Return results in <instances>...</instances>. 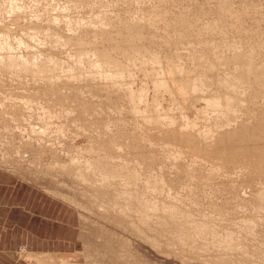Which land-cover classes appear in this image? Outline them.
Instances as JSON below:
<instances>
[{"label": "bare ground", "instance_id": "6f19581e", "mask_svg": "<svg viewBox=\"0 0 264 264\" xmlns=\"http://www.w3.org/2000/svg\"><path fill=\"white\" fill-rule=\"evenodd\" d=\"M55 1L58 7H60V9L56 13L52 14L54 10H56L55 7L57 5H54L52 10H50V8H45V11H42L43 9H41V7L39 6L40 0H33L34 4H31V2H29L28 0L27 1L12 0L10 2H8L7 0H0V13L2 9H5V14L3 15L0 14V79L8 75L17 76L19 80H21L22 77L26 79V76H29L28 79H30V81L27 80L29 82V86H25V80L16 81L13 78L18 84L17 86H15V91L13 92L11 91V93H9L10 95L9 94L5 95L6 99L2 100L1 98L0 100V107L2 108H5L9 111L13 109L14 110L21 109L22 111L21 113L24 119L23 122L20 120L22 115L21 116L12 115V113L10 112L8 114L10 116L9 121L11 123L12 122L16 123V125L12 128H11L12 124L10 127L8 126L10 130L9 129L5 131L0 130V143L4 142V146L5 145L9 146L11 149L14 150V152L11 150L13 152V155L12 157H10L9 155V157L13 159H17L18 160L17 165H20L18 158L19 155L22 159L24 158L23 160H26L28 162L30 161V163H32L31 157L35 156L34 154L35 152H33L32 150L31 152L29 150V147H31L32 144L34 145V147L38 146L39 149L37 151H39L38 153H40L41 155L38 154L37 156L41 157L40 159H42L43 155L46 154L53 155V161L52 159L49 160L50 163L47 166V170H51L52 172H56V173L64 172L68 174L70 177L74 176L75 179H77L79 182L88 184L91 190L93 191V193H95V195L102 197V198L97 197V199L101 198L104 200V198L109 197L110 200L108 199V201H110V204L103 203V205L105 206L104 208L105 209L110 208L115 210V212H117V216L120 215L121 217H124L128 215L131 212V210H135L139 213L138 220H141L144 226H147L150 223H159L163 226L166 222H168L166 219H172L175 220L176 222H179V224L183 226L188 224L187 226H189L191 230H193L194 234L197 235L198 237L200 236L203 239L206 238L211 240L212 238H214L215 240L213 243L217 247H220L221 249H224L229 253L230 252L233 253V251L239 250L240 247H238L237 245L238 242L236 243L233 234L227 233L224 238L217 239L212 229L209 227L210 225L208 226L206 224L209 221L202 222L200 221L202 219L200 218L198 219L197 217H196L197 219L194 218L195 216L193 217L192 210L191 213L190 212L188 213L187 210L183 209L182 204L183 202L185 203L186 200L188 201V199H191L192 198L191 195H194V192L191 191L195 187L193 186L192 188L191 186L192 185L191 182H193L192 175L194 174L192 169L193 165L195 167L200 166L202 168L204 166L203 163H209L211 165L210 168L208 166L209 171L211 172V174H215L220 170L222 166L219 165L220 163H225L226 165L227 162L228 164H230L229 163L230 160L232 161L236 160L237 162L238 159L241 160V162L245 165V167H247V170L248 169L251 171L256 170L259 172L262 171V174L264 172V64H260L255 59L253 52L251 50L253 47H251V49H246V48L237 49L235 47H231L230 50L231 52L228 53L226 52L224 53L221 49H215L213 50V52L209 50L210 56H206L203 53L205 52V50L202 52L200 50L195 49L192 52L191 51L189 52V57L188 55H186V61H182L181 58L183 59L184 56L183 55L181 56V53L177 52L179 54L177 55L178 58L171 56L169 57L167 55L164 56V53L163 55H161L162 52L161 53L157 52L159 50H157L156 52L149 51L148 49L149 47L147 48L145 42H143V40L148 42L152 41L149 35L154 34L153 29L156 26L155 24L163 20V18H165L166 15L163 16L162 18V16H160L159 14L154 13L155 15L153 17H149L147 15L142 17L139 15L140 18L138 19L129 18L126 20H115V17L112 18L110 16L111 13L110 8L107 6H103L101 8L99 7L100 9L95 11V13L91 15L88 18V20L80 19L79 21L72 22L71 19L67 21L66 17L63 16L62 14L63 12L68 11V9L71 8V5L68 4L67 6H63V5L61 6L59 3L60 0H55ZM227 3L229 2L228 1L225 2V4ZM222 4H224V2ZM76 5H80V4H76ZM161 6L164 7V5ZM162 7H160L159 9L160 12L161 9H163ZM241 7L243 9V6ZM217 10L219 11V9ZM133 11L135 10L133 9ZM212 11H214V9ZM173 13L174 12H172V15ZM209 13L210 12H208V15ZM241 14L242 13H240V17L242 16ZM150 15L152 16V14ZM189 15L191 14L188 13V16ZM208 15L206 16L208 17ZM213 15L214 14H212V17ZM186 16L185 18H187ZM224 16L225 14L223 15V17ZM170 17L172 16L170 15ZM201 17L203 16L201 15ZM176 18L178 20V17ZM190 19L191 18L188 17V20ZM44 20L48 21L49 27H42L41 24L39 25L41 21L45 22ZM62 25L63 26L65 25V27L67 28L69 27L70 29L69 36L68 34H63L64 32L62 33L59 30ZM196 25L199 27L200 24H196ZM236 25L234 24L235 27ZM73 26L74 27L77 26L76 29L73 28ZM90 26L94 28L97 27L99 28V32L97 31V33L99 34V35L97 34V39H94L95 37L89 39L90 38L89 35H87L88 38L82 35L83 33L81 32L80 29H82L83 27H90ZM116 26L119 27L117 28V34L128 36L130 38H126L124 45L123 44L120 45L121 44L120 42H118V44H115L114 42V44L112 45L113 50L111 51L110 48L108 49V47L106 46L108 43L105 45L106 46L105 47L101 40L103 37L107 36L106 33H108L107 32L108 30L112 29L113 27L116 28ZM219 26L217 25V27ZM185 27L183 28L185 29ZM232 27L233 26H231V28H228V30L229 29L233 30ZM77 30L82 33L81 34L82 36L80 35V33L78 34ZM191 30L192 29H190V31ZM20 32H23L24 35L26 34L30 37L33 36L31 37L32 39L38 38L36 39L38 43L36 45L32 44L31 42L26 40V37L23 38V34L21 35ZM110 32L111 31H109V33ZM212 34L214 35V33ZM233 34L235 35L234 32ZM177 35L178 34H176V36ZM187 35L188 36H185V39L186 37H188L189 39V34ZM191 35L192 37L194 36L193 34ZM98 36L101 37L98 39ZM47 39H49L52 43L50 45V48L46 41ZM104 39L106 40V38H103V40ZM111 40L112 39L110 38V41ZM122 40H124V38ZM170 40L171 37L170 39L166 38V42L171 45ZM197 40L199 41L201 39L198 38ZM221 40L222 39H220V41ZM186 42L188 43L187 40ZM213 43H215V41ZM216 44L218 45V43ZM147 45L149 44L147 43ZM156 46L158 45L156 44ZM168 46H166L165 48L167 49ZM59 48L68 51L69 53L68 60H64L65 58H62L57 52H55L57 51L55 49H59ZM182 48L184 49L183 46ZM150 49L152 48L150 47ZM207 49L209 48L207 47ZM115 52L120 57L116 56ZM131 59H133V61ZM130 62H133V64L132 63H131L132 65L129 64ZM137 73L143 75V77L141 78L140 87H135V84L138 81ZM148 82L152 83L153 89L156 91L155 92L156 95L153 98L152 102L149 101L150 98L148 99L149 94L146 89L149 87ZM11 85L9 89L12 88ZM84 85L85 87L88 88V91L86 92H89L91 99L97 101L93 105L92 102L88 100H87L88 103L82 102L85 96L83 95V97H81L82 94H79L78 91L81 92V90H83ZM66 87L68 88L67 91H69V93L73 95L74 92L77 91L76 93L79 94V96L75 94H74L75 97L72 95L68 97L64 96L65 92L63 93L62 90L65 89ZM164 98L167 99L169 105L171 106L170 109L168 110H166L164 108L165 106L162 105V100H164ZM75 101L77 102L76 104L74 103ZM99 102L100 103L102 102L100 106L95 105ZM259 103L262 104L258 108ZM183 120L184 123L182 122ZM18 129L20 130L19 132ZM25 135L28 137V139L26 140H25L26 138ZM81 136L88 137V142L86 144L77 145V140ZM36 143H38V145H36ZM61 152H63V154L65 153L66 155L64 156H66V158L68 159H66ZM16 153L19 154L18 157L15 156ZM6 156L8 157V155ZM8 158H5V163L9 162L10 159ZM187 158L191 160V164H189V166L191 165V167L187 169L186 168L187 164H186L185 168L187 169V173L189 174V176L192 178V181L190 182L188 180L190 182V183L188 182L189 183L188 185H185V183L184 185H182L180 189L182 191V192L180 191L181 193L177 194V192L175 191L176 193L173 194L171 189L172 186L169 185L170 179H168L167 177V173L172 174V172L170 171L167 172L164 167L165 166L167 167L166 163H169L172 166L175 165L176 168L183 167L184 163L186 161L188 162ZM241 162L239 161V164H242ZM36 164L37 163H35L34 166H36ZM157 165L160 166L159 170L156 169ZM37 170L40 171V169L38 168ZM47 170L45 172L44 171L42 172L46 173ZM145 170L148 173V176H144L143 173H145L144 172ZM55 175L57 176V174ZM63 175L64 174H62V176ZM213 176L214 175H211V177L210 176L207 177L212 181ZM226 178L228 179V177ZM254 179L252 177V180ZM258 182L260 183V181ZM232 183L234 184V182ZM226 186L229 187L228 185ZM142 187L143 190H141ZM200 187L198 188L202 189ZM218 188L220 189V187ZM196 191L198 192V190ZM48 192H50V194H54V196H57V198L55 197L56 199H58L59 197L60 199L68 202L70 205L72 206L74 205L77 208L79 207V204L76 202L77 200L75 201V197L73 199L71 197L70 199V197L68 198L66 194H63L64 192L55 193L53 191L51 192L50 190H48ZM203 193L206 194V191L204 192L203 190ZM163 194L169 195L172 198L171 202L166 203L165 201H167V199L164 202H161V200L158 198ZM248 197L250 198V195ZM258 197L259 198L262 197L264 200V189H261L259 191ZM196 198L193 200L194 204L197 203L198 199ZM212 199L210 201H212ZM229 200L227 199L228 202ZM249 201L247 199V202ZM212 202L210 203L212 204ZM251 202H253V200ZM217 204L220 203L218 202ZM242 204L244 205V203ZM187 206H189V204ZM202 207L204 208V206ZM246 209H247V205H246ZM199 210L201 215L202 213L201 211H204L205 208L202 210L200 208ZM109 212L111 214V211ZM215 212L214 214L216 215ZM131 213H133V211ZM79 215L81 217V214ZM111 216L114 215L111 214ZM111 216L110 218H112ZM162 216L165 217L166 219L163 218ZM263 216L264 215H262V217ZM213 217L214 216H212L211 219H213ZM229 219L231 218L229 217ZM251 219H253V217H251ZM120 220L122 221V219ZM138 223H140V221ZM229 223L231 224V222ZM220 225L223 224L220 223ZM216 228L217 227H215V229ZM134 229L136 230V232L141 233L140 232L141 230L138 229V226L135 225ZM177 229L179 230V228H176V230ZM235 232L237 234L238 230L237 231L235 230L234 233ZM145 234L147 235V233ZM140 236L141 235H139V237ZM149 236H151V234ZM157 243L159 245V242ZM96 249L98 250V247ZM175 253L173 254L175 255ZM84 254L87 260V254L85 252ZM46 256L55 258L53 255H46ZM46 256H41V255H37L36 253H31V254H27L24 257L28 261H30V259L35 261V263L32 264H50V262L49 263L45 262L46 261L45 259L44 260L41 259ZM242 257L245 258L243 254ZM58 259L60 258L58 257ZM69 261L72 262L73 264H79L76 262V260L74 261L69 260ZM65 264H70V263L65 262Z\"/></svg>", "mask_w": 264, "mask_h": 264}, {"label": "rangeland", "instance_id": "374dc122", "mask_svg": "<svg viewBox=\"0 0 264 264\" xmlns=\"http://www.w3.org/2000/svg\"><path fill=\"white\" fill-rule=\"evenodd\" d=\"M8 2L12 1V0H7ZM27 1V0H26ZM29 2H31V4L33 3V0H28ZM49 1V2H48ZM68 1V2H67ZM101 1V2H100ZM134 1V2H133ZM141 1V2H140ZM151 1V2H150ZM60 0L59 3L62 6H67L68 4L71 5V8L68 9V11L63 12V16L66 17L67 21L71 19V21H79L80 19H86L88 20V18L93 15L95 13V11H97L98 9H100L103 6H107L110 8V16L113 18L115 17V20H126V19H138L140 18V16H149V17H153L155 14L157 13L160 16H165V18H163V20H161L159 23L155 24V28L153 29V35H149V37H151L152 41L148 42V41H144L147 48L149 49V51H157L158 53H161V55L164 56H171V57H176L178 58L177 55H179L178 53H181V56L183 55L184 58L182 59L181 56V60L182 61H186V55H188L189 57V52L197 49L200 51H204L203 52L206 56H210V52L209 50H211V52H213V50L215 49H221L224 53H228L231 52V47H235L237 49H242V48H246V49H251V47H253L251 50L253 52V55L255 57V59L257 60V62H259L260 64H264V0ZM195 1V2H194ZM219 1V2H218ZM231 2L230 4L227 3L225 4V2ZM242 1V2H241ZM23 2V1H22ZM65 2V3H64ZM71 2V3H70ZM90 2V3H89ZM128 2V3H125ZM131 2V3H130ZM137 2V3H136ZM210 2V4H209ZM218 2V3H215ZM224 2V4H222ZM242 4H241V3ZM55 3V4H54ZM82 3V4H81ZM104 3V4H103ZM156 3V4H155ZM246 5H244V4ZM248 3V4H247ZM75 6H74V5ZM76 4H80V5H76ZM113 4V6H112ZM149 4V5H148ZM167 4V5H166ZM216 4V5H215ZM220 4V5H219ZM45 5V6H44ZM54 5L56 4L55 0H40V7L41 9H43L42 11H45V8H50V10L53 9ZM161 5H164V7H162ZM189 5V6H188ZM225 5V6H224ZM78 6V8H77ZM81 6V9H80ZM86 6V7H85ZM134 6V7H133ZM143 6V7H142ZM193 6V7H192ZM212 6V7H211ZM220 8H219V7ZM222 6V9H221ZM228 6V7H226ZM243 6V9L242 7ZM84 10H83V8ZM100 7V8H99ZM116 7V8H115ZM136 7V8H135ZM146 7V8H145ZM160 7H162L163 9H161V12L159 11ZM190 7V9H189ZM208 7V8H207ZM216 7V8H214ZM224 7V8H223ZM233 7V8H231ZM87 8V9H86ZM122 8V9H121ZM129 8V10H128ZM156 8V9H155ZM182 8V9H181ZM186 8V9H185ZM211 8V9H210ZM56 10H54V13H56L60 7H58V5L55 7ZM75 13H74V10ZM133 9L135 11H133ZM140 9V11H139ZM155 9V10H154ZM185 9V10H184ZM192 9V10H191ZM210 9V10H209ZM214 9V11H212ZM216 9V11H215ZM219 9V11L217 10ZM234 9V11H233ZM93 10V11H92ZM115 10V11H114ZM121 10V11H120ZM132 10V12H131ZM145 10V11H144ZM153 10V12H152ZM166 10V11H165ZM180 10V11H179ZM187 10V12H186ZM203 10V11H201ZM207 10V11H206ZM232 10V11H231ZM71 11V12H70ZM84 13H83V12ZM87 11V12H86ZM156 11V12H155ZM168 11V12H167ZM193 11V12H192ZM195 11V12H194ZM225 11V12H224ZM242 11V12H241ZM80 12V13H79ZM86 12V13H85ZM124 12V13H123ZM135 12V13H134ZM172 12L173 15H172ZM182 12V14H181ZM201 12V13H200ZM207 12V13H206ZM208 12L209 15H208ZM217 12V13H216ZM232 12V13H231ZM237 12V13H235ZM242 13L241 17H240V13ZM65 13V14H64ZM120 13V15H119ZM133 13V14H132ZM143 13V14H142ZM163 13V14H162ZM177 13V16H176ZM187 16H186V14ZM188 13L191 14L188 16ZM196 13V14H195ZM199 13V14H198ZM204 13V14H203ZM206 13V14H205ZM216 13V14H215ZM230 15H229V14ZM234 13V14H233ZM0 14H5V9L1 10ZM80 14V15H79ZM85 14V15H84ZM122 14V15H121ZM125 16H124V15ZM132 14V15H130ZM152 14V16L150 15ZM162 14V15H161ZM173 17H170V15ZM212 14L213 17H212ZM225 14V16L223 17V15ZM236 14V15H235ZM70 15V16H69ZM75 15V16H74ZM78 15V17H77ZM138 15V16H137ZM140 15V16H139ZM178 17L177 18L175 17ZM180 17H179V16ZM187 18H185V16ZM194 15V16H192ZM198 15V16H195ZM200 15V16H199ZM201 15L203 17H201ZM208 15V17L206 16ZM219 15V16H218ZM233 17H232V16ZM235 15V16H234ZM259 15V16H258ZM124 16V17H123ZM216 16V17H215ZM258 16V17H257ZM85 17V18H84ZM135 17V18H134ZM182 17V18H181ZM188 17L191 18L190 20H188ZM207 17V18H205ZM213 19H212V18ZM236 17V18H235ZM244 17V18H243ZM124 18V19H123ZM169 18V19H168ZM172 18V19H171ZM198 18V19H197ZM205 18V19H204ZM210 18V19H209ZM217 18V19H216ZM221 18V19H220ZM228 18V20H227ZM242 18V19H241ZM253 18V19H252ZM174 19V20H173ZM182 19V20H181ZM185 19V20H184ZM200 19V20H199ZM212 19V20H211ZM226 22H225V20ZM241 19V20H240ZM170 20V21H169ZM177 20V21H176ZM188 20V22H187ZM210 20V21H209ZM218 20V22H217ZM240 20V22H239ZM257 20V21H256ZM45 22L39 23V25L41 24L42 27H49L48 25V21L44 20ZM180 21V22H179ZM193 21V22H192ZM198 23H197V22ZM209 21V22H208ZM235 21V22H234ZM243 21V22H242ZM162 22V23H161ZM173 22V24H172ZM186 24H184V23ZM187 22V23H186ZM190 22V23H189ZM203 22V23H202ZM234 22V23H233ZM242 22V24H241ZM256 22V23H255ZM166 25H165V24ZM169 23V25H168ZM173 27H172V25ZM183 23V24H182ZM195 23V24H194ZM202 23V25H201ZM211 23V24H209ZM230 23V25H229ZM237 23V25H236ZM189 24V25H187ZM196 24H200L199 28ZM234 24L236 25V27L234 26ZM241 26H240V25ZM44 25V26H43ZM47 25V26H46ZM159 25V26H158ZM161 25V26H160ZM178 25V26H177ZM181 25V27H180ZM186 27H185V26ZM195 25V26H194ZM217 25L219 27H217ZM226 25V26H225ZM192 26V27H191ZM194 26V27H193ZM228 26V27H227ZM228 30V28H231ZM64 27V28H63ZM77 26H73V28L76 29ZM162 29H161V28ZM177 27V28H174ZM180 27V28H179ZM185 27V29L183 28ZM198 29H197V28ZM60 28V27H59ZM58 28V29H59ZM117 27H113L112 29L108 30L106 33V40L102 38V42L103 45L105 46L107 43L110 45H106L108 47V49L110 48V50L112 51V45L114 44H118V42H120V45H124L126 38H130L128 36H123V35H119L117 34ZM183 28V29H182ZM189 28V29H187ZM204 28V29H203ZM225 28V29H224ZM236 28V29H235ZM243 28V29H242ZM64 29V30H63ZM88 29V30H86ZM94 29V30H93ZM96 29V31H95ZM98 29V30H97ZM166 29V30H165ZM173 31H172V30ZM175 29V30H174ZM190 29H192L190 31ZM211 29V30H209ZM217 29V32H216ZM222 29V30H221ZM238 29V30H237ZM259 31H258V30ZM63 34H70V29L69 27H65V25L61 26V28L59 29ZM63 30V31H62ZM80 31L77 30L78 34L80 33V35H84L85 37L88 38L87 35H89V39H92V37L94 39H97V31L99 32V28H94V27H83L82 29H80ZM86 30V31H85ZM92 30V31H91ZM116 30V31H115ZM162 30V31H161ZM177 30V31H176ZM179 30V32H178ZM182 30V31H181ZM187 30V31H184ZM195 30V31H194ZM205 32H204V31ZM208 30V31H207ZM109 31H111L109 33ZM165 31V32H163ZM170 31V32H169ZM175 31V32H174ZM184 31V33H183ZM220 31V32H219ZM229 31V32H228ZM239 31V32H237ZM257 31V32H256ZM85 32V33H84ZM113 32V33H112ZM169 32V33H168ZM198 32V33H197ZM209 32V33H207ZM233 32L235 33V35L233 34ZM255 32V34H254ZM260 34H259V33ZM162 33V34H161ZM165 33V34H164ZM193 34L194 36L192 37L191 34ZM200 33V34H199ZM207 33V34H206ZM211 33V34H210ZM214 33V35L212 34ZM20 34L22 35L23 32H20ZM86 34V35H85ZM96 34V36H95ZM110 34V35H109ZM176 34H178L176 36ZM187 34H189V39ZM199 34V35H198ZM206 34V36H205ZM210 34V35H209ZM230 34V35H229ZM262 34V35H261ZM20 35V36H21ZM81 35V36H82ZM94 35V36H93ZM99 35V34H98ZM157 35V36H156ZM181 35V37H180ZM198 35V36H197ZM102 36V35H101ZM98 36V39L101 37ZM109 36V38H108ZM111 36V37H110ZM114 38H113V37ZM179 36V37H178ZM183 36V37H182ZM196 36V37H195ZM202 36V37H201ZM205 38H204V37ZM212 36V37H211ZM222 36V37H221ZM26 37V40H28L29 42H31L32 44H37L38 42L36 41V39H32L31 37L33 36H28V35H24L23 34V38ZM28 37V38H27ZM120 39H118V38ZM158 37V38H157ZM171 37V45L168 44L166 42V38L170 39ZM178 37V38H177ZM191 37V38H190ZM217 37V38H216ZM236 37V38H235ZM240 37V38H239ZM110 38L112 39L110 41ZM124 38V40H122ZM154 38V40H153ZM180 38V39H179ZM182 38V39H181ZM201 39V40H197V39ZM211 38V39H210ZM116 41H115V40ZM173 39V40H172ZM179 39V40H178ZM184 39V40H183ZM207 39V40H206ZM210 39V40H209ZM214 39V40H213ZM220 39H222L220 41ZM226 39V40H225ZM230 39V40H229ZM109 40V41H107ZM119 40V41H117ZM186 40L188 41V43L186 42ZM196 40V41H195ZM207 43H206V41ZM257 40V41H256ZM49 48L50 45L52 44L51 41L49 39L46 40ZM106 41V42H105ZM124 41V42H123ZM155 41V42H154ZM184 41V42H182ZM193 41V43H192ZM195 41V42H194ZM215 41V43H213ZM226 41V42H225ZM230 41V42H229ZM232 41V42H231ZM234 41V42H233ZM260 41V42H258ZM117 42V43H116ZM123 42V43H122ZM160 42V43H158ZM163 42V44H162ZM165 42V44H164ZM190 42V43H189ZM201 42V43H200ZM252 42V43H251ZM260 44H258V43ZM262 42V43H261ZM112 43V44H111ZM147 43L149 45H147ZM185 45H184V44ZM195 43V44H194ZM205 47H204V45ZM218 43V45L216 44ZM156 44L159 46H156ZM167 44V45H166ZM181 44V45H180ZM207 44V45H206ZM211 44V45H210ZM214 44V46H213ZM216 44V46H215ZM221 44V45H220ZM242 44V45H241ZM253 44V45H252ZM169 45V46H168ZM201 45V46H200ZM220 45V46H219ZM105 46V47H106ZM161 46V47H160ZM166 46L167 49L165 48ZM171 46V47H170ZM180 46V47H178ZM182 46L184 47V49L182 48ZM150 47L153 49H150ZM164 47V48H163ZM188 47V48H186ZM207 47L209 49H207ZM216 47V48H215ZM180 50H179V49ZM203 48V49H202ZM212 48V49H211ZM255 48V49H254ZM60 49V50H59ZM55 49L62 58H65L64 60H68L69 58V53L67 50L64 49ZM156 49V50H155ZM163 49V50H162ZM190 49V50H189ZM257 49V50H256ZM62 50V51H61ZM174 50V51H173ZM208 50V51H207ZM168 51V52H166ZM181 51V52H180ZM60 52V53H59ZM166 52V53H165ZM173 52V54H172ZM178 52V53H177ZM183 52V53H182ZM258 52V53H257ZM66 53V54H65ZM170 53V54H169ZM185 53V54H184ZM261 53V54H260ZM64 54V55H63ZM169 54V55H168ZM209 54V55H207ZM261 56H260V55ZM116 56L117 53L115 52ZM175 55V56H173ZM120 57V56H119ZM262 57V58H261ZM122 58V57H121ZM133 61V59H131ZM70 61V60H69ZM129 62V61H128ZM138 62V61H137ZM133 64V62H130L129 64ZM131 64V65H132ZM138 72V71H136ZM24 74V73H23ZM139 74V75H138ZM138 76V81L135 84V87H140L141 86V78L143 77V75H141L140 73H137ZM141 76V77H140ZM29 76H26V79L22 77L21 80H19V78L17 76H4L2 77V79H0V100L2 98L6 99L5 95H8L9 93H11V91H15V86H17V80L18 81H23L25 80V86H29V82L30 79H28ZM140 77V78H139ZM16 80H14V79ZM28 80V81H27ZM27 81V83H26ZM4 82V83H3ZM14 82V83H13ZM8 83V84H6ZM12 85H11V84ZM16 84V85H15ZM8 87H7V86ZM11 85V89H9ZM148 99L150 102L153 101V98L156 95V91L153 89V85L152 83L148 82ZM151 87V88H150ZM67 87L65 89H63V93L64 96H70L72 95L71 93H69V91H67ZM82 89V87H81ZM88 88L83 87V90L78 91L79 94H82L81 97H83V95L85 96V98L82 100L83 103H88V101L92 102V105L97 102L94 99H91ZM77 91L74 92L75 95H78L76 93ZM85 92V93H84ZM84 93V94H83ZM23 94V93H22ZM66 94V95H65ZM72 95L75 97V95ZM10 95V94H9ZM88 100V101H87ZM166 98H164V100H162V105H164L165 109L168 110L170 109V105L169 102L167 101ZM75 104L77 103L76 101L74 102ZM165 103V104H164ZM100 104H102V102L97 103L95 105L100 106ZM262 103H259L258 108L260 107ZM4 112V113H3ZM12 113V115H17V116H21L22 115V111L21 109H13V110H7L5 108L0 107V130L1 131H5L8 128V126L10 127L11 124V128L14 127L16 125V123L14 122H10L9 121V113ZM111 113V112H110ZM22 118V119H21ZM20 120L23 121V115L21 116ZM192 118V117H191ZM39 119V117H38ZM180 119V117H179ZM8 120V122H7ZM24 122V121H23ZM184 123V120L182 121ZM26 124V123H24ZM10 130V129H9ZM20 130L18 129V132ZM25 140L28 139V137L25 135ZM87 138V139H86ZM88 142V137H84L81 136L79 137V139L77 140V145L79 144H86ZM3 143V144H2ZM0 143L1 149H0V173L5 172L11 176H13L14 178H18L21 181L26 182L27 184H31L33 186L38 187L43 193H46L51 196V197H56L54 196V194H50V192H48V190H50L51 192H55V193H63L66 194L67 197L72 199L75 197V201L79 204V207H75L74 205L72 206V208H74L76 216H77V221H78V230H77V237L79 239V246L78 249L74 252V253H70V254H61L63 256H60L58 259L57 255H53L55 258H51L48 255L49 253H53L50 251H45L44 253L42 252L41 256H46L43 257L41 259H45V262H50V264H65L66 263H70L73 264L71 261L76 260L77 263H83V264H264V216L262 217V215H264V200L263 198H259V191L261 189H264V172L262 174V171H251V170H247V167H245V165L241 162V160L237 159L236 160H230V164H228V162L226 163H220L219 165H222L220 170L218 172H216L215 174H211V172L209 171V168L211 167V165L209 163H203L204 164V168L200 167V166H192L193 168V182L192 178L189 176V174L187 173V169H189L191 167V165L189 166V164H191V160L189 158H187V161L184 163V168L183 167H175V165H171L169 163H166L167 167L165 166L164 168L166 169L167 172H172V174L167 173V177L168 179H170V184L172 187V192L173 194L177 192L181 193L182 191L180 190L182 185H188L191 182V186L193 188V186H195L191 191L194 192V195L192 196V200L188 199V201L186 200L185 203L183 202V209L187 210V212L191 213V210L193 212V217L194 218H200L202 220L200 221H204V222H208L206 223L213 231V233L215 234V237L218 238H224L226 236L227 233H231L233 234V237L238 245L239 250L233 251L232 252H227L224 249H221L220 247H217L213 242H214V238L211 239H206V238H201L200 236L198 237L197 235L194 234L193 230H191V228L189 226H187L188 224H186L185 226L179 224V222H176L175 220L172 219H166L168 222H166L163 226L159 223H150L147 226H144L143 222L139 219V213L135 210H131V212L133 211V213H129L128 215L121 217L120 215L117 216V212H115V210L110 209V208H104L105 206L104 204H110V201H108L109 197H106L103 199H101V196H97L95 195V193H93V191L91 190L90 186L86 183L83 182H79L77 179H75L74 176H69L68 174L64 173V172H52L51 170H47V166L50 163L49 160L52 159L53 161V155H43V158L40 159L41 157L37 156L38 154L41 155L40 153H38L39 151H37L39 149V147H34V145L32 144L31 147H29V150L35 152V156L31 157L32 163H30V161H26L23 160L20 155L18 153L15 154L16 157H18L19 155V163L20 165H17L18 160L17 159H13L10 158L13 155L14 150L11 149L9 146H4V142ZM19 144V142H18ZM17 144V145H18ZM36 145H38V143H36ZM7 147V148H6ZM33 147V148H32ZM48 147V146H47ZM10 149V150H8ZM13 152H12V151ZM11 151V152H10ZM31 151V152H32ZM37 151V152H36ZM6 152V153H4ZM10 152V153H9ZM9 153V154H7ZM37 153V154H36ZM63 154V152H61ZM67 153V152H66ZM10 155V157L8 158L6 155ZM5 155V156H4ZM66 155L65 153L63 154V156ZM52 157V158H51ZM66 158V156H64ZM68 157V154H67ZM5 158L10 159L9 162L5 163ZM36 158V159H35ZM7 159V160H8ZM68 159V158H66ZM39 160V161H38ZM41 160V162H40ZM39 163L38 166L35 163ZM47 161V162H46ZM51 161V162H52ZM239 161L243 164H239ZM45 162V163H44ZM14 164V165H13ZM32 164V165H30ZM187 164V166H186ZM41 165V166H40ZM46 165V166H45ZM235 165V166H234ZM237 165V166H236ZM24 166V167H23ZM44 166V167H43ZM186 166V168H185ZM209 166V168H208ZM228 166V167H227ZM233 166V167H232ZM10 167V168H9ZM23 167V168H22ZM199 167V169H198ZM12 168V169H11ZM32 168V169H31ZM40 169L39 170H37ZM160 166L157 165V170H159ZM168 168V169H167ZM206 168V169H205ZM224 168V169H223ZM231 168V169H230ZM197 169V170H196ZM203 169V170H202ZM228 169V170H227ZM47 170L46 173H44ZM173 170V171H172ZM175 170V171H174ZM183 170V171H182ZM19 171V172H18ZM21 171V172H20ZM44 171V172H42ZM156 171V170H155ZM204 171V172H202ZM41 172V173H39ZM145 173L144 176H148V173L146 172V170L144 171ZM174 172V173H173ZM224 172V174H223ZM251 172V173H250ZM57 174V176L55 174ZM180 173V174H179ZM182 173H186L185 175ZM209 175H207V174ZM242 173V174H240ZM255 173V174H254ZM62 174H64L62 176ZM175 174V175H174ZM218 174V175H217ZM231 174V175H230ZM240 174V175H239ZM244 174V175H243ZM24 175V176H23ZM170 175V176H169ZM187 175V177H186ZM213 176L212 181L210 179H208L207 176ZM47 176V177H46ZM54 176V177H53ZM177 178H175V177ZM231 176V177H230ZM234 176V177H233ZM239 176V177H238ZM260 176V179H259ZM56 177V179H55ZM65 177V178H64ZM170 177V178H169ZM196 177V178H195ZM221 177V178H220ZM228 177V179L226 178ZM230 177V178H229ZM247 177V178H246ZM253 179H257V180H252ZM262 177V178H261ZM53 178V179H52ZM181 178V179H180ZM243 178V179H242ZM27 179V180H26ZM29 179V181H28ZM200 183H199V181ZM202 179V180H201ZM208 179V180H207ZM39 180V181H38ZM44 180V181H43ZM54 182H53V181ZM58 180V181H57ZM175 180V181H174ZM178 180V181H177ZM190 182H189V181ZM217 180V181H216ZM220 182H219V181ZM233 180V181H232ZM237 180V181H236ZM239 180V181H238ZM36 181V182H35ZM196 181V182H195ZM227 181V182H226ZM229 181V184H228ZM236 181V182H235ZM246 181V182H245ZM257 181V183H256ZM260 181V183L258 182ZM189 182V183H188ZM198 182V183H197ZM207 182V183H206ZM217 182V183H216ZM234 182V184L232 183ZM241 182V183H240ZM244 184H243V183ZM248 182V183H247ZM37 183V184H36ZM63 183V184H62ZM75 183V185H74ZM80 185H78V184ZM177 183V184H176ZM179 183V185H178ZM215 183V186H214ZM220 183V184H219ZM236 183V184H235ZM252 183V185H251ZM255 183V184H254ZM263 183V184H262ZM194 184V185H193ZM223 184V185H222ZM228 185L229 187H227L226 185ZM249 186H248V185ZM67 185V186H66ZM86 185V186H85ZM197 185V187H196ZM201 185V187H200ZM232 185V186H231ZM261 187H260V186ZM220 187V189L218 187ZM240 186V187H238ZM244 186V187H243ZM255 186V187H254ZM86 187V189H85ZM176 189H175V188ZM198 187L202 188L199 189ZM204 187V189H203ZM208 190H207V189ZM229 188V189H228ZM232 188V189H231ZM239 188V189H238ZM242 188V189H241ZM249 188V190H248ZM254 188V190H253ZM82 189V190H81ZM89 189V190H88ZM216 189V190H215ZM227 189V191H226ZM238 191H237V190ZM251 189V191H250ZM60 190V191H58ZM143 190V187L142 189ZM198 190V192L196 191ZM202 190V191H201ZM206 191V194L203 193ZM222 190V191H219ZM229 190V191H228ZM62 191V192H61ZM176 191V192H175ZM181 191V192H180ZM225 191V192H224ZM86 192V193H85ZM197 194H196V193ZM217 192V193H216ZM219 192V194H218ZM231 192V193H229ZM234 194H233V193ZM199 193V194H198ZM209 193V194H208ZM229 193V194H228ZM74 194V195H73ZM196 194V195H195ZM201 194V195H200ZM213 194V195H212ZM233 194V195H232ZM248 194V195H247ZM69 195V196H68ZM209 195V196H208ZM212 195V196H211ZM217 195V196H216ZM219 195V196H218ZM250 195V198L253 200V202H251L252 200L248 197ZM253 195V196H252ZM4 196V195H3ZM163 196V197H162ZM200 196V197H199ZM202 196V197H201ZM207 196V197H206ZM216 196V199H215ZM97 197H101L98 198ZM194 197V198H193ZM197 197V198H196ZM205 197V198H204ZM231 197V198H230ZM246 197V198H245ZM254 197V199H253ZM55 198V199H56ZM164 198V200H163ZM198 199L197 203H193L194 199ZM208 198V200H207ZM213 198V199H212ZM236 198V199H235ZM241 198V200H240ZM244 198V199H243ZM58 199H60L58 197ZM56 199V200H58ZM158 199L161 200V202H164L166 199L167 201H165L166 203L171 202V197L167 194H163L161 195ZM212 199V201H210ZM223 199V200H222ZM227 199L229 200V202L227 201ZM235 199V200H234ZM246 199V200H245ZM247 199L249 202H247ZM261 199V200H260ZM62 200V199H60ZM88 200V201H87ZM110 200V199H109ZM217 200V201H216ZM221 200V201H219ZM225 200V201H224ZM244 200V201H243ZM256 200V201H254ZM64 203L66 201L62 200ZM90 201V202H89ZM83 202V203H82ZM101 202V203H100ZM107 202V203H106ZM127 202V201H126ZM193 204H192V203ZM206 204H204V203ZM212 202V204L210 203ZM219 202L220 204H217ZM241 202V203H240ZM68 202H66L65 204H67ZM189 206H187L188 204ZM191 203V204H190ZM203 203V204H202ZM214 203V204H213ZM228 203V204H227ZM233 203V204H232ZM244 203V205L242 204ZM251 203V205H250ZM69 204V203H68ZM67 204V205H68ZM211 204V205H208ZM222 204V206H221ZM225 204V206H224ZM227 204V205H226ZM259 204V205H258ZM191 205V206H190ZM200 205V206H199ZM215 205V207H214ZM241 205V206H240ZM246 205H247V209H246ZM256 205V207H255ZM202 206H204L205 210L201 211V215H200V208L201 210L204 209ZM190 207V208H189ZM193 209H192V208ZM208 207V208H207ZM210 207V209H209ZM226 207V209H225ZM249 207V208H248ZM215 208V209H213ZM262 208V209H261ZM96 209V210H95ZM249 211H246V210ZM94 210V211H93ZM199 210V211H198ZM211 214H210V212ZM236 210V211H235ZM111 214L114 216H111ZM113 211V212H112ZM216 211V212H215ZM222 211V212H219ZM227 213H225V212ZM246 211V213H245ZM198 212V213H197ZM214 212L216 213V215L214 214ZM234 212V213H233ZM238 212V213H237ZM261 212V213H259ZM96 215H95V214ZM207 213V214H206ZM224 213V214H223ZM257 213V214H256ZM263 213V214H262ZM81 214V217L80 215ZM197 214V216H196ZM214 214V215H213ZM220 214V215H219ZM248 214V215H247ZM254 216H253V215ZM107 215V216H106ZM132 215V216H131ZM234 215V216H233ZM239 215V216H238ZM252 215V216H251ZM261 215V216H260ZM110 216L113 218H110ZM206 216V217H205ZM212 216H216L215 218ZM220 216V218H219ZM259 216V217H258ZM102 217V218H100ZM116 220H115V218ZM118 217V220H117ZM227 217V219H226ZM229 217L231 219H229ZM240 217V218H239ZM242 217V218H241ZM245 217V218H243ZM251 217H253V219H251ZM196 218V219H197ZM207 218V219H206ZM222 218V219H221ZM250 218V219H248ZM256 220H255V219ZM260 218V219H259ZM122 219V221L120 220ZM209 219V220H208ZM235 221H234V220ZM245 219V220H244ZM115 220V221H113ZM126 220V221H124ZM129 220V221H128ZM217 222H215V221ZM226 222H225V221ZM233 220V221H232ZM259 220V221H258ZM108 221V222H107ZM140 221V223H138ZM219 221V222H218ZM223 221V222H222ZM240 221V222H239ZM246 221V222H245ZM255 221V223H254ZM261 221V222H260ZM137 222V223H136ZM170 222V224H169ZM231 222V224L229 223ZM242 222V223H241ZM117 223V224H116ZM210 223V224H209ZM216 223V224H215ZM220 223H222L223 225H220ZM261 223V224H260ZM212 224V225H211ZM227 224V225H226ZM246 224V226H245ZM129 225V227H128ZM135 225L138 226V229L141 230V233L136 232ZM220 225V226H219ZM242 225V226H241ZM256 225V226H255ZM263 225V226H262ZM142 226V227H140ZM152 226V227H151ZM187 226V228H186ZM232 226V227H231ZM243 228L240 229L239 228ZM250 226V228H249ZM102 227V228H101ZM134 227V228H133ZM215 227H217L215 229ZM260 227V228H259ZM81 228V229H80ZM92 228V229H91ZM106 228V229H105ZM133 228V230H132ZM148 228V229H147ZM175 228V229H174ZM176 228H179V230ZM181 228V229H180ZM239 228V229H238ZM83 229V230H82ZM165 229V230H164ZM224 229V230H223ZM245 229V230H244ZM82 230V231H81ZM164 230V231H163ZM172 230V233H171ZM190 230V231H189ZM219 233H218V231ZM232 230V231H230ZM237 231L234 233V231ZM242 232H241V231ZM88 231V232H87ZM91 231V232H90ZM145 231V232H144ZM147 231V232H146ZM167 231V232H165ZM189 231V232H188ZM224 231V232H222ZM240 231V232H239ZM165 232V233H164ZM170 232V233H169ZM182 232V233H181ZM147 233V235L145 234ZM151 236H149L150 234ZM153 233V235H152ZM159 233V234H158ZM193 233V234H192ZM241 235H239V234ZM256 233V234H255ZM263 233V234H262ZM143 234V235H142ZM188 234V235H187ZM224 234V235H223ZM237 236H235V235ZM245 234V235H244ZM139 235H141L139 237ZM164 235V236H163ZM181 235V236H180ZM186 235V236H185ZM194 235V237H193ZM156 236V237H155ZM239 236V237H238ZM152 237V238H150ZM246 237V238H245ZM262 237V238H261ZM142 238V239H141ZM157 238V239H156ZM200 238V239H199ZM243 241H242V239ZM246 240H245V239ZM248 238V239H247ZM118 239V240H117ZM156 239V241H155ZM197 239V240H196ZM203 239V240H202ZM206 239V240H205ZM240 239V240H239ZM259 239V240H258ZM89 240V241H88ZM98 240V241H97ZM148 240V241H146ZM181 240V241H180ZM199 240V241H198ZM255 240V241H254ZM103 241V242H102ZM164 241V242H163ZM202 243H201V242ZM150 242V243H149ZM152 242V244H151ZM159 242V245L158 243ZM163 244H162V243ZM210 242V243H209ZM111 243V244H109ZM123 243V245H122ZM155 243V244H153ZM172 243V244H171ZM245 243V244H244ZM85 244V245H84ZM168 244V245H167ZM199 244V246H198ZM202 244V245H201ZM214 244V245H213ZM262 244V245H261ZM104 245V246H103ZM256 245V246H255ZM101 246V247H100ZM130 246V247H128ZM168 246V247H167ZM201 246V247H200ZM252 246V248H251ZM260 246V247H259ZM98 247V250L96 249ZM159 247V248H158ZM212 247V249H211ZM214 247V248H213ZM217 247V248H216ZM245 247V248H244ZM263 247V250H262ZM91 248V249H90ZM130 248V249H129ZM256 248V249H255ZM128 251H126V250ZM164 249V250H163ZM215 249V250H213ZM218 249V250H217ZM221 249V250H219ZM190 250V251H189ZM247 250V251H246ZM126 251V252H125ZM165 251V252H164ZM192 251V252H191ZM224 251V252H223ZM245 251V252H244ZM250 251V252H249ZM84 252L87 254V260L85 258V254ZM116 252V253H115ZM176 252V253H175ZM218 252V253H217ZM239 252V255H238ZM16 253V257L20 258V261H24L27 263L26 259L24 256H26L27 254H31L33 252H29L26 250L25 246L23 244H20L16 247V251L14 252ZM89 253V254H88ZM113 253V254H112ZM115 253V254H114ZM175 253V255L173 254ZM55 254V253H54ZM231 254V255H230ZM242 254L244 257H242ZM107 255V256H106ZM99 256V257H98ZM110 256V257H109ZM239 258H238V257ZM248 256V257H247ZM119 257V259H118ZM218 257V259H217ZM238 259H237V258ZM244 259H242V258ZM51 258V259H49ZM101 258V259H100ZM127 258V259H126ZM250 258V259H249ZM53 259V260H52ZM109 259V260H108ZM229 259V260H228ZM241 259V260H240ZM249 259V260H248ZM66 260V261H64ZM101 260V261H100ZM122 260V261H121ZM143 260V261H142ZM233 260V261H232ZM57 261V262H55ZM94 261V262H93ZM117 261V262H116ZM245 261V262H244ZM247 262V263H246ZM255 262V263H254ZM30 263H35V261L30 259Z\"/></svg>", "mask_w": 264, "mask_h": 264}, {"label": "crops", "instance_id": "0c3cea01", "mask_svg": "<svg viewBox=\"0 0 264 264\" xmlns=\"http://www.w3.org/2000/svg\"><path fill=\"white\" fill-rule=\"evenodd\" d=\"M65 203L2 171L0 264H32L16 257L20 244L37 255L46 250L58 257L74 253L79 246L78 221L74 208Z\"/></svg>", "mask_w": 264, "mask_h": 264}]
</instances>
